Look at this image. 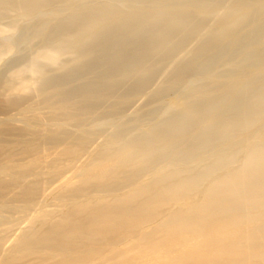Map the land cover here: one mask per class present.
<instances>
[{
  "label": "bare ground",
  "instance_id": "bare-ground-1",
  "mask_svg": "<svg viewBox=\"0 0 264 264\" xmlns=\"http://www.w3.org/2000/svg\"><path fill=\"white\" fill-rule=\"evenodd\" d=\"M223 1L191 0L188 7L207 9ZM105 4L90 11L86 9L88 13L85 10L86 15L79 16L75 0H0V22L17 14L21 20L43 23L33 32L32 39L40 38L43 47L31 57L30 67L11 72L15 83L7 81L0 86L1 114L10 109L23 111L29 93L33 92L34 97L41 99L38 105L47 104L51 120L62 121L61 125L84 128L75 124L76 116L92 115L96 116L91 122L97 121L98 128L116 123L115 118L121 117V110L129 105L128 99L142 94L153 84L159 85L158 80L166 68L181 59L177 57L184 51L187 41L208 23V16L195 17L191 11L135 17V12L121 11V0H108ZM221 11L227 19L237 15L234 9ZM60 14L66 16L57 20ZM236 19L235 27L242 21L240 17ZM56 20L55 27L43 34L48 24ZM4 25L0 23V35L13 28ZM148 30L151 34L142 36ZM13 46L11 42L6 48H0V57L11 52ZM223 54L224 50L219 49L209 53L200 63L193 57L180 71L195 67L196 75L205 74ZM63 56L70 60L63 63ZM40 62L57 66L64 75L46 77ZM231 68L226 72L233 75L229 87L234 86L232 93L236 94L237 87L246 78L241 69ZM25 74L29 75L28 82L23 79ZM209 82L217 81L211 79ZM252 84H256L255 79L243 84L240 91ZM164 92L157 87L144 95L146 104L160 99ZM224 94H201L196 97L199 103L193 107L204 105L207 108L197 107V111L190 106L180 108L176 110L181 113L178 117L160 121L127 137L122 147L119 139L111 150L94 149L89 156L90 163L81 165L78 173L57 178L59 181L53 189L54 197L63 200L59 206L61 211L44 213L39 209L36 218L28 221L29 232L21 230L11 241L0 242V264H264V225L256 229L248 227L255 217L260 216L264 222V141H250L256 136L264 137V125L256 131L258 120L238 124L236 119L226 120L224 116L240 108L243 117L263 116L264 112L258 110L264 109V100L260 107L243 106L253 98L234 107L231 102L225 106ZM228 96L236 99L230 93ZM67 108L72 112L67 113ZM105 108L119 111L113 115L102 113ZM171 110L170 105H165V111L159 115ZM153 114H158V106ZM216 115L221 118L216 125L200 128L213 130L214 134L176 161L184 168L172 167V159L171 163L161 161V168L154 167L160 160L155 158L157 154L173 152L180 146H161L165 139L159 132L176 123L185 124L180 131L189 132L208 116ZM52 131L43 128L40 134L49 135ZM1 132L17 138L26 137V134L39 135L29 128ZM118 136L115 132L108 138L118 139ZM75 137L61 130L43 141L44 146L62 144L52 152L54 160L50 167L64 162L66 167H61V172L69 167L68 163L78 162L72 159L84 150L68 147L65 143L81 139ZM216 142L219 148L213 153L228 151L226 156L209 155L205 163L194 162ZM240 143V150L229 152ZM212 151L208 149L207 154ZM6 169L3 166L0 171ZM32 172L28 170L16 176ZM28 180L0 179V199L35 206V202L45 196L47 187L42 190L38 184L27 183ZM197 202L202 203L195 205ZM38 222L40 225L35 229ZM132 241L137 244L122 252L113 249Z\"/></svg>",
  "mask_w": 264,
  "mask_h": 264
},
{
  "label": "rangeland",
  "instance_id": "rangeland-1",
  "mask_svg": "<svg viewBox=\"0 0 264 264\" xmlns=\"http://www.w3.org/2000/svg\"><path fill=\"white\" fill-rule=\"evenodd\" d=\"M107 1L108 0H75V4L77 5V7H79L80 10L76 14H78L79 16L84 14L86 15V13H88V9V11H90V9L92 10L97 5H106L105 3ZM189 1L191 0H140V3L135 4L134 2H138V0H121V11L125 12V10H129L131 12H135V17L143 14L151 15L152 13H181L185 11H191L195 15V17L208 16V23L206 27H204L202 30L200 29L193 38L187 41L188 43L186 44L184 51L180 54V56L177 57H180L181 59H178L179 61L176 60L166 68V70L160 77V80H158L160 81L159 85L153 84L142 94H138L131 99H128L129 105L124 110H121V117L118 116L115 118L116 123L111 122L110 124L105 125L103 128H98L97 121L91 122V120L96 116L92 115V117L76 116L77 123L75 124L78 126H85L84 128L79 129L73 128L70 125H61L62 121L59 123L51 120V109L48 108L47 104L41 103V105H38L37 102L41 99L34 97L33 92L29 93L26 104L25 106H23V111L10 109L6 114L0 113V168H2L3 166L7 168L4 172L0 171V179H8L15 182H20L27 178V180L29 179L28 181H30L27 183L38 184V187H40V189L42 188V190L47 187L45 192V196L47 197H41L37 202H35V206H33V203L27 205L22 203H11L8 202V200L0 199L1 243L5 240H8V242L11 241L14 236L21 230H24V232H29V222H31L32 219L36 218L40 210L44 213H55L57 211H61L62 209H60L59 206L62 205L63 200L54 197L53 189L59 181L57 178L62 176L68 177L74 175V173H78L81 169V165L90 163H88V161H91L89 156L96 150V148L101 150L103 148H107L108 150H111L112 147L115 146V140L118 141L119 139L121 140L120 142L122 147V145L125 144L127 137L136 135L146 127L160 121L166 119L172 120L178 117L181 113L177 112L176 110L180 108L190 106V108L192 107L195 111H197V107L200 109L207 108V106L204 107V105H200L201 107H193V105L199 103L198 101L200 99L197 100L196 97L200 96L201 94L216 96L221 93H226V96L223 99L225 106L228 105L229 102H231L233 105L232 107H234L235 105L249 98L253 99L250 100V102L245 103L243 106H247L248 104H254V107L261 106V102L264 100V89L260 90L261 86H264V78H261L262 76H264V0H225L221 5L217 7L211 6L207 9L194 10L188 7ZM127 6L130 8L127 9ZM135 6H140L141 8H137ZM227 9L236 10L237 15L232 19L225 18L221 10ZM83 10L84 13H82ZM16 15L17 14L10 15L9 18L0 22L1 25L5 24L4 26L13 27L10 28L11 31L0 35V48H6L8 45H10L11 42L14 44L11 52H9L6 56L0 57L1 87L7 81L15 83V80L11 78V72L16 71L20 68L28 69L30 67L31 57H33V55H35L43 47V43L41 42L40 38L32 39L34 38L33 32L39 28L38 24H41L42 22H35L33 20L30 21L29 19L21 20L20 17H16ZM65 16V14H60L57 20L63 19L65 18ZM238 17L242 18V21L235 27V21ZM125 18V20L128 19L127 17ZM41 19L42 18H40L39 20ZM57 20L48 24V27L44 29L43 34L54 28ZM150 34L151 31L148 30L146 33L142 34V36L147 37ZM219 49L224 50L223 56L214 61V65L205 74L196 75L195 67H192L185 72L180 71L182 66L185 65L191 58L197 57L196 63H200L206 58L209 53L215 52ZM69 60L70 59H68V56H63L62 58L63 63H66ZM233 66L241 69L244 72L246 78L237 87V90L239 91L236 94L232 93L235 87H229L230 79H232L233 75L226 72ZM40 67L42 68L46 77L52 76V78H57L60 75H64L62 71H58V68H56L57 66H53L50 63L40 62ZM23 77L24 81L28 82L27 80H29V75L25 74ZM211 79H214L217 82L211 84V82H209ZM254 79L256 81V84L246 85L244 89L240 91V88L243 84ZM157 87H159L160 89H164L165 92L162 96H160V99H157L153 102L151 101L150 104H146L144 95L156 90ZM210 90L211 93L209 92ZM229 93L231 96L234 95V98L236 99H233L229 96L227 97ZM201 103L205 104L206 102L201 101ZM165 105H170L172 110L169 113L160 116L159 114L165 111ZM157 106L158 114L155 115L153 113L154 109ZM46 107L47 109H45ZM241 110L242 108L236 111H229L228 113H225V119H236L235 122H237L238 124H241L248 120H258L259 123L254 127V130L256 131L264 125V115L252 118L243 117L241 116L242 114H240ZM65 111L67 113H71L72 109L67 108ZM118 111V109L111 110L105 108L101 112L107 114L112 113L113 115L117 114ZM258 111L264 112V109ZM214 113L215 111L209 116L213 115ZM209 116L208 119L203 121L202 124L189 132L180 131L185 127V124L183 123H176L167 130L159 132L160 135H162L161 138L165 139L164 142L161 143V146L172 144H180V146L173 152L167 151L157 154L155 158L160 160H158L157 165H155L154 167L161 168L163 165L161 161H167L171 163L172 159L174 160L170 164L172 167L184 168V166L176 161L185 157L188 153L194 151L197 145L203 143L209 136L214 134L213 130H200V128L207 125H216L221 119L217 115L214 117ZM103 118H106V116H103ZM14 128H29L39 133V135L36 134L35 136H30L26 134V137L17 138L10 134L7 135V133L4 134V132H1L5 129L8 130ZM43 128H48V130L53 131L49 135H42L40 134V131ZM61 130H66L70 132V134H73L76 137L78 136L77 138L81 137V139L67 140L65 141V143L68 147H74L77 150H84L85 153L83 152L76 155L72 160H76L78 162L68 163L69 167L59 172V169L61 167H66V163L61 162L60 164H58V166L51 167L50 164L54 160L52 152L58 150L59 147L62 146V144L44 146L43 141L50 135H54L56 134V132H60ZM85 130L88 131V134H82V131ZM115 132L118 133L119 138L109 139L108 136ZM92 134L94 135V137L90 136ZM199 135L202 136L198 138ZM253 140L250 141L262 142L264 141V137L256 136ZM26 141L29 143L26 144ZM90 142H93L94 144L88 145V143ZM218 145V142L212 143L206 150L202 152L201 156L194 160V162L205 163L210 159L209 155H211V157L226 156L228 154V151L213 153L216 150L218 151ZM241 146V143L234 145V147L229 152L240 150L242 148ZM33 147H35V150H31V148ZM208 149H212V153L207 154ZM16 161H18L19 163H16ZM159 162L160 164H158ZM46 165H48L49 167H47ZM185 168L187 169L188 167L185 166ZM28 170H31V172L33 170L36 171H33L32 173H29L28 175L23 177L16 176V174H21L22 172H26ZM47 181L48 183H46ZM121 193H123V191ZM85 199L87 200L88 198ZM201 203L202 202H197L195 203V205ZM56 216L57 215H55L54 217ZM41 219L42 218H37V220ZM50 219L51 218L47 220ZM39 225L40 222H38V224L34 228L37 229ZM261 225H264V222L263 219L259 216L255 217L254 220H252L251 226L248 227H250L251 229H256ZM136 244V241H132L126 245L117 246L121 248L115 247L113 249L121 250L122 252L132 246H135Z\"/></svg>",
  "mask_w": 264,
  "mask_h": 264
}]
</instances>
